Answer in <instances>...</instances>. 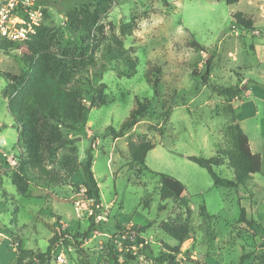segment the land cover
Returning a JSON list of instances; mask_svg holds the SVG:
<instances>
[{"label": "rangeland", "instance_id": "1", "mask_svg": "<svg viewBox=\"0 0 264 264\" xmlns=\"http://www.w3.org/2000/svg\"><path fill=\"white\" fill-rule=\"evenodd\" d=\"M42 1L35 5L50 33L46 55L65 73L68 87L81 92L88 119L73 134L59 128L75 145L59 149L49 163L60 171L62 184L45 183L32 167L22 168L21 128L8 111L10 87L16 82L0 77V264H60L59 253L71 264H109L111 249L120 252L121 264H157L170 250L178 251L179 264H240L246 254L254 256L243 264H258L256 258L264 256V0L232 5L227 0H167L168 7L162 0H113L103 12L93 0ZM236 13L251 19L254 28L233 24ZM79 22L89 26L93 37L72 27ZM108 44L125 48L127 60L108 64ZM37 57L24 44L0 50V71L23 77ZM206 60L211 62L210 84L244 88L252 80L254 92L245 88L230 110L225 98L201 84ZM132 61L137 68L122 76ZM196 86L200 92L192 95ZM141 106L147 107V116L114 138L108 129L122 130ZM168 110L171 116L164 118ZM233 117L249 137L252 152L261 155L262 169L245 186L217 188L190 158L208 159L227 147ZM132 141L155 146L147 154L149 170L138 173L129 167ZM92 146L99 205L94 200L70 205L33 199L32 191L42 187L65 201L84 193L76 185L75 167ZM63 160H69L68 171L60 167ZM215 171L234 178L226 164ZM152 172L182 182L184 198L162 201L159 178ZM203 205L212 216L206 221L200 214ZM242 210L249 225L240 220ZM96 214L104 219H94L92 226ZM168 219L189 223L186 242L178 244L162 231ZM136 227L144 228L139 235L145 243L122 246L117 236L135 237ZM16 237L26 252L18 250ZM55 238L48 260L41 263L38 255H47Z\"/></svg>", "mask_w": 264, "mask_h": 264}, {"label": "trees", "instance_id": "2", "mask_svg": "<svg viewBox=\"0 0 264 264\" xmlns=\"http://www.w3.org/2000/svg\"><path fill=\"white\" fill-rule=\"evenodd\" d=\"M93 1L98 10L102 12L113 5V0ZM162 1L167 7L169 6L167 0ZM238 2L239 0H227V3L231 5ZM44 3L45 2L42 0H37L38 5ZM233 17L235 20L233 24L247 30L254 28L253 21L251 19H246L243 13H236ZM72 27L88 37H93L91 29L83 22L73 23ZM49 42L50 33L43 25V22L37 28V34L25 43H12L0 38V50L2 51L17 49L20 45L24 44L38 56L36 60H33V63L28 64V71L23 77H17L1 71L0 77L16 82L15 85H11L10 87L8 111L21 128L18 146L24 149V156H21L22 168L24 169L26 165L30 166L35 170L39 180L45 183L51 182L54 186H58L62 184L64 180L63 176L56 167H52L49 163L54 160L55 154L59 149L74 147L75 145V140L64 138L59 128L65 129L69 134H73L81 128H84L88 119L87 115L89 110L83 104L81 92L77 89L68 87L69 79L65 76V73H60L52 59H49L46 55ZM189 46L200 49L197 43H191ZM85 52L88 56V51L85 50ZM127 55V50L120 44H108L105 47V58L108 64L118 65L120 62L127 60ZM132 66L137 68V63L135 61L129 63V65L124 67L121 71V75L124 77L130 76L132 74L130 72ZM153 72L160 75L161 69L155 67ZM210 75L211 62H207L205 64V71L201 77V84L225 98L231 110V103L243 94V88H228L210 84ZM253 83L256 82L248 81L246 83V88L252 86ZM157 85L158 83L154 85V94H157ZM260 86L264 88V83L260 84ZM199 92L200 88L196 86L192 91V95H197ZM140 104L141 103L138 105L140 106ZM147 113V107L141 106V109L135 110L133 116L123 124L122 130L117 132L113 127H110L108 130L114 138H121L125 135L126 131L144 119ZM163 116L164 118L170 117V111L168 110ZM232 124L233 125L228 127L227 130V147L218 148L216 154L208 159L201 157L190 158L192 162L208 172L214 186L217 188L236 189L240 186H245L253 179V176L260 173L262 169L261 155L252 152L249 137L237 123L235 117L232 119ZM154 148L155 146L149 141L141 143L130 142L129 155L131 160L129 167L132 170L137 169L138 173L149 170L146 167V158L147 154ZM93 151L94 147L92 146L86 158L75 167L77 170L76 173L78 174L76 185L79 186V189H84V193L80 194L78 192L76 199L65 201L60 199L51 189L42 187L32 191L31 195L33 199L55 200L70 205L79 201L94 200L96 205H99L101 202V193L92 170L94 164ZM68 164L69 160H63L60 162V167H65L66 171H68ZM225 164L233 171L234 178L232 180L221 177L215 171L216 167ZM76 173L73 171L72 175ZM152 174L159 178L161 185L160 197L162 201H177L184 198L186 187L182 182L166 174L153 172ZM200 214L204 221L212 218L207 212L205 205L200 208ZM94 219L95 216H92V226L95 225ZM240 220L242 223L247 225L250 224L245 219L244 210H242ZM135 229L138 233L135 237L130 235V233H120L117 236V241L124 247L144 244V239L139 235L144 228L136 227ZM162 231L173 238L178 244H183L190 238L191 230L187 221L180 222L176 219H168L163 223ZM15 240L18 250L20 252H26L22 250V240L19 237H16ZM55 240H57V238L51 240L47 255H38V259L41 263H45L48 260ZM260 247L264 249V239ZM176 254H178V251L170 250L168 253L158 257L156 262L157 264H179ZM119 256L120 252L118 250L113 251L111 249L109 253V264H121L118 259ZM253 256V254L243 255L240 264H243L245 260L253 258ZM256 259L258 264H264V256L257 257ZM18 264H21L20 261Z\"/></svg>", "mask_w": 264, "mask_h": 264}, {"label": "built area", "instance_id": "3", "mask_svg": "<svg viewBox=\"0 0 264 264\" xmlns=\"http://www.w3.org/2000/svg\"><path fill=\"white\" fill-rule=\"evenodd\" d=\"M43 20V12L36 7L35 0H0V38L3 40L27 42L37 34ZM102 219V215H95L96 223ZM56 258L60 264H71L63 253L57 254Z\"/></svg>", "mask_w": 264, "mask_h": 264}, {"label": "crops", "instance_id": "4", "mask_svg": "<svg viewBox=\"0 0 264 264\" xmlns=\"http://www.w3.org/2000/svg\"><path fill=\"white\" fill-rule=\"evenodd\" d=\"M248 81H252V80H248ZM248 81H247V82H248ZM251 87H252V86L249 87V88L251 89L250 92L253 93V92H254V89L251 88ZM245 88H246V86L243 88V91H244ZM263 89H264V88H263ZM250 92H248V93L250 94ZM241 96H242V95H241ZM237 100H238V99H237ZM235 102H236V101H235Z\"/></svg>", "mask_w": 264, "mask_h": 264}, {"label": "water", "instance_id": "5", "mask_svg": "<svg viewBox=\"0 0 264 264\" xmlns=\"http://www.w3.org/2000/svg\"><path fill=\"white\" fill-rule=\"evenodd\" d=\"M206 63H207V60H206Z\"/></svg>", "mask_w": 264, "mask_h": 264}]
</instances>
